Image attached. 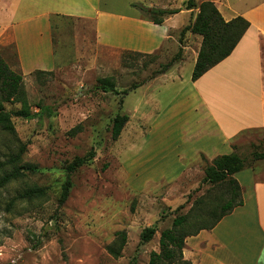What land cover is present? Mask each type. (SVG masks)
<instances>
[{
	"label": "rangeland",
	"instance_id": "obj_1",
	"mask_svg": "<svg viewBox=\"0 0 264 264\" xmlns=\"http://www.w3.org/2000/svg\"><path fill=\"white\" fill-rule=\"evenodd\" d=\"M184 1L98 3L100 10L111 15L130 17L139 6L150 2L171 10L183 9ZM199 1L194 0L196 4ZM17 2L0 0V30L12 23L18 25L14 17ZM24 6H28L27 0H22L26 10ZM196 13H191L189 20L181 16L172 22L184 19L171 35L179 42L175 49L164 44L151 56L137 57L130 52L124 59L118 51L97 42L93 21L52 18L56 66L44 71L49 74L34 71L23 75L31 117L12 119L14 136L0 132V163L18 152L22 144L25 151L18 167L34 166L32 172L21 170L22 176L0 188V264H147L150 252L159 251L160 232L169 228L176 216L186 215L197 226L217 217L228 198L223 186L202 182L204 168L210 163L204 157L184 162L182 174H170L175 177L169 181L149 175L168 165H164L167 161L162 160L164 152L159 148L164 126L191 86L189 74L174 92L166 89L160 76L150 78L178 51L180 59H184V44L190 47L188 55L193 54L195 37H186V32L180 39V32ZM154 28L153 32L157 30ZM5 35H0V41L9 40V32ZM0 56L20 73L13 44L0 43ZM188 68L187 63L185 72ZM101 79L111 82L119 93L134 84H145L126 95L103 93L95 88ZM174 97L179 98L171 104ZM42 107L49 109V116L47 112L37 117ZM17 108L18 104L6 106L7 110ZM116 114L127 115L128 122L113 141L110 129ZM235 145L234 152L250 162L252 152H264V131L250 132ZM90 150L94 152L93 159L71 175L68 197L58 206L66 166ZM150 161L157 162L158 170L142 169L150 167ZM258 162L251 161L250 167ZM3 168L9 171L11 167ZM35 188L43 194L22 198ZM147 227L156 232L149 242L141 244L140 232ZM118 231H125L127 241L120 257L113 258L106 246ZM182 257L185 260L183 254Z\"/></svg>",
	"mask_w": 264,
	"mask_h": 264
},
{
	"label": "crops",
	"instance_id": "obj_2",
	"mask_svg": "<svg viewBox=\"0 0 264 264\" xmlns=\"http://www.w3.org/2000/svg\"><path fill=\"white\" fill-rule=\"evenodd\" d=\"M202 1H211L224 21L242 17L249 27L231 54L195 81L190 77L201 36L187 32L186 37H195L193 54L188 55L190 47L184 44L181 47L184 59L151 79L160 76L166 89L174 92L177 86H183L189 74L191 86L188 96L172 109L174 113L164 126L159 148L164 152L162 160L167 161L164 165H168L159 173L149 174L150 178L169 181L178 173L182 174L184 162L197 156L211 162L215 157L232 153L240 137L264 131V0H200L199 3ZM27 2L26 10L22 8V0L17 2L14 17L18 25L12 23L0 30L2 36H6V32L10 34L9 40L0 43L13 44L22 75L55 68L52 17L91 20L101 46L121 55L124 52L150 55L164 44L175 49L179 42L171 35L179 30L185 18L189 20L191 13L197 11L181 10L156 25L140 11L130 17L111 15L100 10L98 0ZM145 7L167 9L163 4L151 2ZM181 16L183 21H176L174 25L172 22ZM153 27L157 29L155 32ZM187 63L189 68L185 72ZM177 98L174 97L171 104ZM150 162V167L142 169L158 170L157 162ZM173 173L175 176L171 177ZM233 177L241 187L243 204L211 230H201L186 238L182 254L191 264H264V160Z\"/></svg>",
	"mask_w": 264,
	"mask_h": 264
},
{
	"label": "trees",
	"instance_id": "obj_3",
	"mask_svg": "<svg viewBox=\"0 0 264 264\" xmlns=\"http://www.w3.org/2000/svg\"><path fill=\"white\" fill-rule=\"evenodd\" d=\"M181 10H197L193 21L184 26L180 32V39L186 32L201 36V44L194 63L191 80L195 81L200 78L209 69L228 57L237 43L249 27L248 22L242 17H236L230 21H224L221 14L211 1H202L198 4L194 0H185L183 9H159L146 8L139 6L138 11L153 24L159 25L164 18L174 15ZM58 17V16H56ZM52 17V18H56ZM51 18V25H52ZM53 31V26H52ZM129 52H124L121 58L124 59ZM135 56H151L148 54L135 53ZM180 59V51L166 64H161L157 71H154L151 78L155 75L164 73L174 62ZM35 73H47L44 71H35ZM134 84L129 89L117 92L114 85L108 80L101 79L95 84V88L103 93H114L126 95L137 87L143 85ZM18 104L19 108L7 110L6 106ZM50 115L47 107L39 108L37 117L42 118L45 114ZM31 112L23 89V75L12 70L9 65L0 56V132L14 136L15 129L12 123L13 118L29 119ZM128 122V116L125 114H116L111 122L110 134L113 141L117 140L125 124ZM236 146H233L235 149ZM24 146L21 144L18 152L8 155L6 162L0 163V188L9 182L16 180L22 176L21 170L33 171L34 166L23 165L18 167L21 157L24 153ZM94 157V152L90 150L86 155L75 157L70 162L66 170V178L61 185L60 196L58 198V206L64 204L68 197L71 187V175L79 168L87 164ZM203 157V156H202ZM264 160V152H252L251 161ZM250 161V162H251ZM250 162H246L234 151L228 155L215 157L204 168L203 183L210 186H223L227 200L220 206V211L213 221H206L202 224H194L188 221L186 215L176 216L171 226L159 234L158 246L159 251H152L149 254L147 264H191L189 261L183 260L182 251L185 246L187 237L196 235L201 230H211L215 225L234 208L243 204L242 191L238 182L233 177L234 174L250 167ZM9 165V171H5L3 167ZM43 194L41 189L35 188L28 190L22 198H34ZM156 230L153 227L144 228L139 235L140 243L149 242L154 236ZM127 236L125 231L115 233V238L108 246L107 253L113 258H118L126 244Z\"/></svg>",
	"mask_w": 264,
	"mask_h": 264
}]
</instances>
